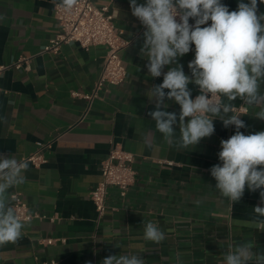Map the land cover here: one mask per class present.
Returning a JSON list of instances; mask_svg holds the SVG:
<instances>
[{
	"label": "crops",
	"instance_id": "1",
	"mask_svg": "<svg viewBox=\"0 0 264 264\" xmlns=\"http://www.w3.org/2000/svg\"><path fill=\"white\" fill-rule=\"evenodd\" d=\"M59 2L0 0V65L33 56L29 71L9 68L1 75L0 154L24 160L39 143L45 145L47 162L39 167L29 162L25 183L9 191L11 200L19 193L32 210L49 216L27 221L23 237L7 245V264L51 259L57 264H102L109 255L133 253H140L146 264H223L231 242H252L255 252L264 253V231L247 226L254 219V207L264 206L261 190L251 192L246 187L240 202L233 205L215 189L217 182L209 171L221 163L220 141L234 135L235 126L225 128L216 119L214 134L187 150L164 140L148 116L155 102L146 93L163 82V75L153 78L148 73V60L140 53L145 27L132 15L129 0H95L97 5L111 3L116 25L130 40L120 52L126 79L99 90L92 100L74 96V91H94L107 47L86 49L72 41L57 53H41L59 31L55 17ZM238 2L222 0L229 11L237 10ZM257 10L258 15L264 13L259 0ZM194 56L193 44L179 58L189 77L188 63ZM189 88L194 99L199 89L194 84ZM165 103L167 111L179 114L178 104L167 99ZM233 103L239 108L243 101L238 98ZM255 111L246 109L240 116L245 135L264 131V120L252 116ZM114 146L135 155L136 182L125 197L111 187L107 209L99 216L90 193L101 180L102 162ZM149 221L165 232L160 244L143 239ZM47 239L54 242L47 244ZM218 240L225 241L223 247Z\"/></svg>",
	"mask_w": 264,
	"mask_h": 264
},
{
	"label": "clouds",
	"instance_id": "2",
	"mask_svg": "<svg viewBox=\"0 0 264 264\" xmlns=\"http://www.w3.org/2000/svg\"><path fill=\"white\" fill-rule=\"evenodd\" d=\"M77 3L60 0L56 6L71 10ZM129 3L132 15L145 27L140 53L148 60V73L153 78L163 75V82L146 92L155 102V110L148 116L155 121L156 130L169 145L187 150L214 134V120L222 121L225 128L235 126V134L220 141L221 163L209 169L217 182L215 189L233 205L240 202L246 187L251 192L259 189L264 205V131L248 135L240 131L246 127L240 119L245 109H258L252 116L264 120V13L257 14L258 0H239L235 11H229L222 0ZM190 18L194 24L189 23ZM209 21L210 26L202 27ZM193 44L195 56L188 63L189 77L179 58L189 53ZM165 66H170L166 73ZM189 84L199 89L194 99ZM238 98L243 101L239 108L233 103ZM166 99L180 106L179 114L167 111ZM28 169L27 160L0 154V260L5 264L7 245L18 243L27 223L12 205L9 190L25 183ZM253 213L254 219L247 226L264 231V206H255ZM143 239L160 244L166 235L157 223L149 221L144 224ZM217 242L221 247L225 244L224 240ZM102 264L146 261L140 253H133L109 255ZM223 264H264V253L255 252L252 242H231Z\"/></svg>",
	"mask_w": 264,
	"mask_h": 264
},
{
	"label": "built area",
	"instance_id": "3",
	"mask_svg": "<svg viewBox=\"0 0 264 264\" xmlns=\"http://www.w3.org/2000/svg\"><path fill=\"white\" fill-rule=\"evenodd\" d=\"M57 4H55V17L58 21L59 31L49 39L41 53H57L63 44L72 41L78 42L86 49L92 45L107 47L105 65L94 91L89 94L74 91L73 95L92 100L99 90L109 85L122 83L127 77V68L120 52L129 45L130 40L125 37L123 29L116 25V11L111 9V3L97 5L95 0H78L71 10L57 7ZM177 20L179 21V17ZM32 60L33 56L23 55L12 63L0 65V80L2 73L9 68L29 71ZM44 148L45 145L39 143L37 151L24 160L31 162L36 167L41 166L47 162L43 153ZM134 162L135 155L118 146L111 148L103 160L101 180L90 193L99 216H102L107 209V199L111 187H117L120 195L125 197L130 187L136 182L137 172ZM12 205L17 209L21 218L26 221L34 218H49L45 213L32 210L19 193L12 195ZM45 242L51 244L54 240L47 239ZM40 264H57V261L55 259L44 260Z\"/></svg>",
	"mask_w": 264,
	"mask_h": 264
}]
</instances>
